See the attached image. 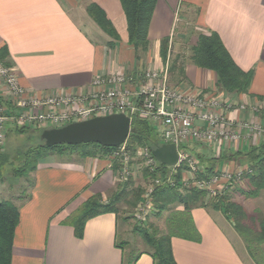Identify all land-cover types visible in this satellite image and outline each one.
<instances>
[{"label": "crops", "instance_id": "1", "mask_svg": "<svg viewBox=\"0 0 264 264\" xmlns=\"http://www.w3.org/2000/svg\"><path fill=\"white\" fill-rule=\"evenodd\" d=\"M91 4L106 14L117 31L120 41L114 48L108 46L111 38L89 17ZM209 32L220 37L241 70L254 72L248 94L222 92L217 75L193 63V48L200 35ZM165 39L170 41L169 56L185 62L186 80L175 87L219 99L231 108L221 107L217 113L227 115L232 122L264 126V0H158L147 51L129 44L127 17L120 0H0V48H6L8 63L29 98L38 101L53 95L86 97L97 89L93 84L99 78L122 75L136 83L146 72L163 70L170 64V58L165 63L161 55ZM0 95H6L2 80ZM241 106L245 110H240ZM16 128L9 124L7 135ZM263 142L264 136L213 147L193 143L188 150L205 163L221 159L217 166L220 173L242 170L246 174L250 171L248 154ZM76 157L60 162L51 154L30 174L31 198L16 205L20 221L12 264H123L125 257L137 258L135 264H154L143 240H135L138 247L131 240L120 241L121 233L126 238L133 234L130 222L122 220L126 226L121 227V218L115 214L89 220L82 239L66 224L90 198L98 195L107 203L120 184L110 156ZM243 185L247 186L245 180L229 194L253 215L258 208L250 211L246 204L264 199V190L258 198L243 202L236 199L240 194L245 197ZM192 217L200 240L172 239L177 264H264V243L253 257L223 211L198 208Z\"/></svg>", "mask_w": 264, "mask_h": 264}, {"label": "trees", "instance_id": "2", "mask_svg": "<svg viewBox=\"0 0 264 264\" xmlns=\"http://www.w3.org/2000/svg\"><path fill=\"white\" fill-rule=\"evenodd\" d=\"M120 1L127 17L129 44L136 50L147 51L151 44L149 29L158 0ZM87 13L95 24L111 38L108 46L114 48L120 38L106 14L95 4L88 6ZM169 44V39L162 41L161 55L165 63L170 58V83L180 85L186 80L185 62L180 57L172 59L169 56L171 55ZM7 59L6 48H0V62L9 67L11 65ZM192 61L197 67L212 71L217 75V87L222 92L234 95L249 93L254 72H244L239 68L216 33L209 32V34L200 35L197 46L193 48ZM132 128L136 129V132L130 134L126 142L131 158L136 156L141 147H148L153 152L163 146L164 143L158 132L147 121L135 117L132 119ZM43 132L44 130L39 128L18 127L9 132L7 139L13 138L14 141L20 142V145L14 148L11 145L9 150L4 149L0 153V182L5 181L6 169H11L15 178L27 177L38 169L40 161L54 154L53 151L60 156L77 154L80 158L86 159L109 156L115 150V148H104L98 144L61 145L49 149L41 139ZM248 155L250 171L244 174L243 180L249 189L242 193L247 199H256L264 190V142L260 147L253 148ZM220 160L213 159L207 163L200 160L205 167V173L200 176L205 179L214 176L218 172L217 166ZM118 168L114 165L115 171ZM160 168L166 169V166L160 164ZM146 175L151 178L155 177L149 172H146ZM142 193L143 190L139 187L134 188L130 181L120 183L117 191L107 203H104L98 195L90 198L77 214L67 219L66 224L74 228L77 238L82 239L89 220L105 214H115L117 218H120V206L125 202L128 206L135 208L141 200ZM228 193L227 191L224 195L214 199L210 198L206 192L187 190L180 185L158 188L153 196V213L157 218H162L167 213L165 230H150L141 226H136L134 229L135 233L150 248L149 254L154 264H177L171 245L173 238L200 240V234L192 217V211L198 208L223 211L233 221L236 231L247 242L251 255L256 257V253L264 243V217L262 218L258 211L253 215L249 214L242 204L231 201ZM179 207L183 210H178ZM19 221L20 211L16 204L0 201V264H12L15 233ZM123 245L127 243L122 244V248ZM136 261L137 258L125 257L123 264H135Z\"/></svg>", "mask_w": 264, "mask_h": 264}, {"label": "built area", "instance_id": "3", "mask_svg": "<svg viewBox=\"0 0 264 264\" xmlns=\"http://www.w3.org/2000/svg\"><path fill=\"white\" fill-rule=\"evenodd\" d=\"M0 80L5 85V97L0 95V153L6 146L7 126L18 128L58 129L75 122L96 117L125 114L131 121L138 117L151 124L164 144H173L178 150V163L160 168V163L148 147L138 149V157L150 174L155 175L135 209L134 220L138 224L147 221L154 211L155 191L164 186H182L208 192L219 197L243 181L245 171L217 172L209 179L200 175L205 167L192 155L188 146L193 143L213 147L228 143H247L264 136V126H251L241 121L232 122L227 115L218 114L222 105L219 99L205 98L183 92L169 81V64L163 70L149 71L135 83L126 76L99 78L86 97L53 95L44 101L29 98L16 71L0 62ZM135 83V84H134ZM240 110H245L241 106ZM201 123V125H200ZM119 164V182L130 176L132 158L126 144L110 153ZM181 174V177L179 178Z\"/></svg>", "mask_w": 264, "mask_h": 264}, {"label": "rangeland", "instance_id": "4", "mask_svg": "<svg viewBox=\"0 0 264 264\" xmlns=\"http://www.w3.org/2000/svg\"><path fill=\"white\" fill-rule=\"evenodd\" d=\"M188 51H190V50H188ZM175 58L176 57L173 56V59H175ZM9 67H11V66H9ZM173 84L176 85L175 83H173ZM176 86H178V85H176ZM11 145H13V148L18 147L20 145V142L14 141L13 138L7 139V145H6L5 149L9 150V146H11ZM53 153H54V160H57L60 162H70V161H73L74 158H77L76 156H78L77 154H74L71 156H60V155H58V153H55L54 151H53ZM113 165H116L117 167H119V164L114 162V161H113ZM10 170L11 169L5 170V172H4V175H5L4 180L5 181L0 182V201H7V202L14 203L16 205H20L21 203H24L25 201H28L31 198V194H32L31 192L33 189L32 177H31V175H28L25 178L18 179L12 175ZM118 170H119V168H118ZM146 172H148V170L145 169L143 162L138 157H136V156L133 157L132 163L130 165V176L126 180L132 182L134 185V188H138V187L141 188L143 190L142 196L144 195L145 190L147 188H149V186L152 182V179H153L150 176H147ZM118 175H119V173H118ZM117 179L119 182V176ZM127 181H123V182H119V183H126ZM243 187H245V190L249 189L248 186L243 185ZM206 193H208V192H206ZM208 195L210 198H214V199L218 198V197H214V196L212 197V196H210V194H208ZM220 196H222V195H220ZM263 196H264V194H263ZM232 197L233 196H230L231 201L235 202V200L232 199ZM237 198L243 202H245L244 199H247L246 197H244L241 194L239 197H236V199ZM250 202H252V203H250ZM250 202H248L249 204H246L248 206V208L250 209V211H254L256 208H258V212L263 213V214H261L262 218H263L264 217V199L256 200V201L252 200ZM136 207L132 208V207L128 206V204H126L125 202H124V204H122L120 206V208H121L120 225H121V227H125L126 223L124 221L130 222L129 226H130L131 232L133 234V236L131 235V237L126 238V236L122 235V233H121L120 237H119L120 241H126L127 242L128 240H131V241L135 242V240H137L139 242L140 240H142L141 237L138 234H136L134 231L136 226L145 227V228H148L150 230H153V229L154 230L158 229L160 231L165 230V219H166L167 213L164 214V216L162 218H157V217H155V215L153 213L154 211H153L145 223L138 224L134 220V217H133ZM125 218H127V220H124ZM122 220H124V221H122ZM132 244L135 247H138V245H136V242L132 243ZM131 249L132 248H130V252H132ZM137 251L138 250H136V252Z\"/></svg>", "mask_w": 264, "mask_h": 264}, {"label": "water", "instance_id": "5", "mask_svg": "<svg viewBox=\"0 0 264 264\" xmlns=\"http://www.w3.org/2000/svg\"><path fill=\"white\" fill-rule=\"evenodd\" d=\"M131 119L125 114L96 117L88 121L75 122L58 129L44 130L41 139L45 146H80L98 144L104 148H119L126 144L130 134L135 133ZM157 161L168 167L178 163V150L173 144L163 145L153 151Z\"/></svg>", "mask_w": 264, "mask_h": 264}]
</instances>
